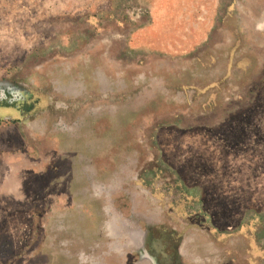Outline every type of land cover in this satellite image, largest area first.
Segmentation results:
<instances>
[{
  "label": "rangeland",
  "instance_id": "1",
  "mask_svg": "<svg viewBox=\"0 0 264 264\" xmlns=\"http://www.w3.org/2000/svg\"><path fill=\"white\" fill-rule=\"evenodd\" d=\"M232 1L0 0V264H264V0Z\"/></svg>",
  "mask_w": 264,
  "mask_h": 264
},
{
  "label": "trees",
  "instance_id": "2",
  "mask_svg": "<svg viewBox=\"0 0 264 264\" xmlns=\"http://www.w3.org/2000/svg\"><path fill=\"white\" fill-rule=\"evenodd\" d=\"M232 3H233L232 0H222V4L225 6V8L231 7L232 6ZM125 9L128 10V11H126V12H128L127 13L128 17H130V19L131 20H134L135 22L143 21L148 16V11L147 10H145L142 7L137 6L133 2H131L129 5L128 4L125 5ZM222 19L223 18H219L218 19V22H217V24H216V26L214 28V31L217 30V29H221L220 26L222 24L221 23L222 22ZM211 41H212V39H211ZM195 53H193V54H195ZM263 84H264V75H259L258 79L254 83H252V85L250 87L247 88L248 91H249L248 93H250V92L255 93L256 90H257V88H258V86H262ZM238 90H239V92L236 95H234L235 97H232V99H230L229 102L226 103V105L228 104L232 108L233 107H236L238 105H240V106L243 105V101H244L243 100V97H244V95H243V86H241ZM251 98H252V96L249 99H251ZM179 115L180 116L178 117V120L177 121H176V119H173L171 123H169V124H161V126L162 127H164V126H167L168 127V126H174V125H176V126L186 127L188 125L190 128H192V127H195V126L202 125L201 123H199L200 120H197V122H195L194 120H192V118L191 119H188V120H190V122L192 120L194 122V124H186L185 122L187 121V118L185 120V119L181 118V114H179ZM189 116L191 117L190 114H189ZM221 116L223 117L222 114H221ZM220 117H219V121H222L223 119L220 118ZM215 118L216 117H213L212 119L214 120ZM203 125H205V124H203ZM176 184L178 185L177 182H176Z\"/></svg>",
  "mask_w": 264,
  "mask_h": 264
}]
</instances>
